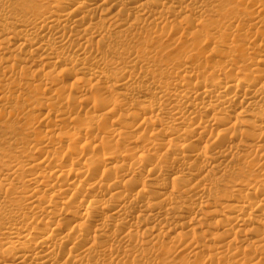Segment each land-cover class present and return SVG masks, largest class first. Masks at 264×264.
Returning a JSON list of instances; mask_svg holds the SVG:
<instances>
[{
  "label": "bare ground",
  "instance_id": "obj_1",
  "mask_svg": "<svg viewBox=\"0 0 264 264\" xmlns=\"http://www.w3.org/2000/svg\"><path fill=\"white\" fill-rule=\"evenodd\" d=\"M0 264H264V0H0Z\"/></svg>",
  "mask_w": 264,
  "mask_h": 264
}]
</instances>
